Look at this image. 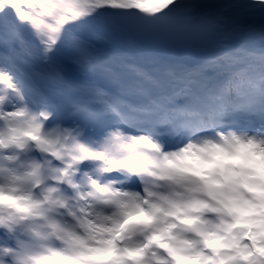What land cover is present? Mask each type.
I'll return each mask as SVG.
<instances>
[{
  "label": "snow or ice",
  "instance_id": "obj_1",
  "mask_svg": "<svg viewBox=\"0 0 264 264\" xmlns=\"http://www.w3.org/2000/svg\"><path fill=\"white\" fill-rule=\"evenodd\" d=\"M0 264H264V0H0Z\"/></svg>",
  "mask_w": 264,
  "mask_h": 264
}]
</instances>
